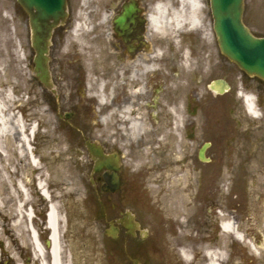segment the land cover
I'll return each mask as SVG.
<instances>
[{
  "label": "flooded vegetation",
  "instance_id": "af4514ba",
  "mask_svg": "<svg viewBox=\"0 0 264 264\" xmlns=\"http://www.w3.org/2000/svg\"><path fill=\"white\" fill-rule=\"evenodd\" d=\"M155 5L153 0H68L66 19L52 35L56 93L45 90L59 106L67 108L59 115L61 124L84 138L92 166L91 186L101 202L100 195L126 193L129 170L125 154L131 155L133 163L143 156L148 168L165 169L172 166L169 155L198 146V158L203 150L207 172H236L241 164L239 146L252 155L254 134L264 137L259 125L242 116L244 99L240 98L241 88L254 85L256 105L264 107V81L246 76L223 55L209 19L203 16L200 28L163 34L152 22ZM27 17L32 46L31 18ZM89 142L92 149L101 146L106 154L118 155L121 186L116 191L103 190L106 173L111 171L105 166L95 171L99 160L91 155ZM110 212L109 226L113 223L119 233L116 238L107 237L112 243H122L123 250H130L131 264H148L146 254L158 251L163 233L145 230L141 224L131 234L119 223L127 210L111 203ZM17 221L15 218L14 223ZM30 225L35 227L48 260L50 231L46 220H34ZM219 235L215 229L209 242L204 240L211 246L200 263L160 262L208 264L213 254L218 264H264L263 258L252 257L253 247L247 243L235 242L222 256ZM14 241L10 258L0 253V264H19L20 260L41 264L30 237L25 247L16 237ZM62 258L66 264L64 253Z\"/></svg>",
  "mask_w": 264,
  "mask_h": 264
},
{
  "label": "rangeland",
  "instance_id": "374dc122",
  "mask_svg": "<svg viewBox=\"0 0 264 264\" xmlns=\"http://www.w3.org/2000/svg\"><path fill=\"white\" fill-rule=\"evenodd\" d=\"M209 2L201 0L206 19H209ZM245 21L256 34H264V0H246ZM33 54L25 11L17 0H0V89L12 88L13 107H17L19 114V104L27 100L30 122L36 126L32 135L33 153L44 171L43 179L52 201L59 208L67 263L131 264L130 250H123L122 243H112L105 235L112 215L111 203L135 213L144 229L163 233L158 251L146 254L148 264H164L161 260L189 263L193 259L200 263L209 246L205 245L204 238L215 229L220 233V248H227L232 240L238 243L233 234L223 231L222 222L234 224L244 234L242 243L249 239L257 244L254 259L264 255V137L259 132L254 134L252 155L244 146L237 149L241 164L236 172H207L206 165L198 158V146L189 152L169 155L167 159L172 166L165 169L148 168L149 163L143 156H138L133 163L129 159L131 155L125 154L129 170L126 174L130 179L126 182V193L100 195L105 206V213L100 216L99 203L91 186L92 166L83 145L84 138L72 134L61 124L59 115L67 108L59 106L35 77L31 68ZM242 116L264 132V116L254 118L244 110ZM72 124L78 125L77 122ZM182 161L184 163H180ZM12 163L13 170H20L12 177L14 186L8 189L2 185L4 190L0 189V253L9 258L14 251V237L21 247L29 242L26 215L21 222L14 223L15 218H21L16 208L23 201L17 191L19 177L26 181L30 195L25 210L32 206L39 223L43 222L48 205L36 184L39 167L28 164L17 154ZM181 249L188 252L189 259L182 256Z\"/></svg>",
  "mask_w": 264,
  "mask_h": 264
},
{
  "label": "bare ground",
  "instance_id": "6f19581e",
  "mask_svg": "<svg viewBox=\"0 0 264 264\" xmlns=\"http://www.w3.org/2000/svg\"><path fill=\"white\" fill-rule=\"evenodd\" d=\"M156 15L152 16V22L161 30L169 33L176 34L178 30L185 27H199L201 26V17L203 12V5L201 0H163L155 6ZM1 82V81H0ZM14 94L12 88L9 86L2 91L0 89V189L2 185L6 188L14 186L12 177L20 170H13V161L15 160V154L19 158L28 161V164L37 166L40 169L38 176V186L43 196L49 197L51 192L47 189L46 181L43 179L44 171L41 166H38V158L32 152V135L36 131V126L33 122H30L29 113L27 110V100H23L20 104L21 114L16 111L17 107L14 105ZM254 98L252 96H246L245 102L248 112L255 117H260L261 113L253 103ZM23 161V160H21ZM26 163H25V166ZM16 190L22 194V200L18 203L16 210L21 214V218L18 219L17 224L22 221L24 215L30 221L33 218V211L26 209V202L29 200V191L26 181L21 176L16 181ZM0 190V191H2ZM11 197H13L11 195ZM48 214V228L51 231L52 245L50 247V259L47 260L46 250L44 246L38 240V234L34 226L29 225L30 237L36 251V254L41 259V264H65L62 258V245L60 235V214L58 206L53 203L49 206ZM223 230L233 234L237 239L243 240L241 232L236 230L234 224L230 222L222 223ZM183 257L189 259L188 252L183 249L181 251ZM21 264V263H19ZM208 264H218L216 256L210 254V260Z\"/></svg>",
  "mask_w": 264,
  "mask_h": 264
},
{
  "label": "water",
  "instance_id": "95a60500",
  "mask_svg": "<svg viewBox=\"0 0 264 264\" xmlns=\"http://www.w3.org/2000/svg\"><path fill=\"white\" fill-rule=\"evenodd\" d=\"M31 16L33 30L34 72L46 87H52L49 66V46L53 29L66 17L67 0H18ZM222 52L248 75L264 79V37H256L243 22L244 0H210ZM107 176V188L115 190L120 185L118 168ZM132 227V225L130 226ZM114 229V227H112Z\"/></svg>",
  "mask_w": 264,
  "mask_h": 264
}]
</instances>
